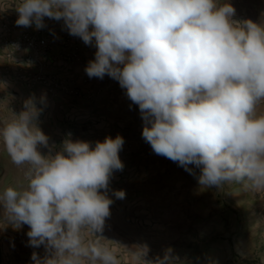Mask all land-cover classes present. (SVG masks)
<instances>
[{
    "label": "clouds",
    "instance_id": "9594fccd",
    "mask_svg": "<svg viewBox=\"0 0 264 264\" xmlns=\"http://www.w3.org/2000/svg\"><path fill=\"white\" fill-rule=\"evenodd\" d=\"M16 11L17 26L63 20L70 35L94 44L87 75L107 74L126 89L154 153L199 169L204 187L264 193V22L233 20L235 9L219 0H19ZM24 107L0 118V145L25 167L24 183L0 190L6 221L28 225L30 246H44L33 264H119L97 234L110 216L106 190L123 168V138L94 147L68 139L42 155L48 138L33 123V100ZM147 252L134 253L139 264H178L170 249L154 261L144 260Z\"/></svg>",
    "mask_w": 264,
    "mask_h": 264
},
{
    "label": "rangeland",
    "instance_id": "374dc122",
    "mask_svg": "<svg viewBox=\"0 0 264 264\" xmlns=\"http://www.w3.org/2000/svg\"><path fill=\"white\" fill-rule=\"evenodd\" d=\"M19 0H0V118L19 115L32 99L37 109L33 123L48 138L42 155H55L65 140L84 141L93 147L106 137L123 138L118 155L122 170H114L106 195L113 202L102 235L119 264H139L134 253L148 248L146 261L163 257L167 250L178 264H264V193L245 190L241 184L220 188L199 184V169L192 172L157 155L143 138L145 121L126 89L109 75L89 77L85 71L96 48L70 35L63 20L49 25L55 35L42 66L52 78L68 86L50 93L28 88L23 73L39 65L26 59L5 58L7 41L36 26H17ZM235 9L236 21L264 22V0H219ZM47 20H50L48 18ZM31 71V70H30ZM264 107V105H262ZM25 167L11 163L0 145V190L24 183ZM123 190L118 199L115 191ZM104 191V190H102ZM29 226L14 228L0 206V264H33L44 246L32 247Z\"/></svg>",
    "mask_w": 264,
    "mask_h": 264
},
{
    "label": "built area",
    "instance_id": "2783aa9c",
    "mask_svg": "<svg viewBox=\"0 0 264 264\" xmlns=\"http://www.w3.org/2000/svg\"><path fill=\"white\" fill-rule=\"evenodd\" d=\"M47 19V17L44 18V25L46 21L49 25L55 24L53 19ZM49 25H45L41 29L36 28L32 33H26L7 41L4 56L7 60L18 63L25 59L31 63H39V65L24 71L23 76L28 77L27 86L31 89L36 86L44 87L50 93H54L60 88L68 89V86L63 82L60 84L57 79L52 78L42 66V59L46 57L56 38Z\"/></svg>",
    "mask_w": 264,
    "mask_h": 264
}]
</instances>
